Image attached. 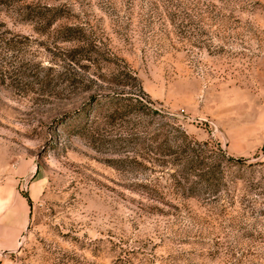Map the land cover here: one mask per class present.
<instances>
[{"label": "rangeland", "instance_id": "1", "mask_svg": "<svg viewBox=\"0 0 264 264\" xmlns=\"http://www.w3.org/2000/svg\"><path fill=\"white\" fill-rule=\"evenodd\" d=\"M5 203L0 264H264V0H0Z\"/></svg>", "mask_w": 264, "mask_h": 264}, {"label": "crops", "instance_id": "2", "mask_svg": "<svg viewBox=\"0 0 264 264\" xmlns=\"http://www.w3.org/2000/svg\"><path fill=\"white\" fill-rule=\"evenodd\" d=\"M5 205L8 204L5 203ZM9 206L3 208V205V210H0L2 219L0 220V253H10L18 248L20 244V230L26 228V214L12 210ZM17 220L20 222L18 223Z\"/></svg>", "mask_w": 264, "mask_h": 264}, {"label": "trees", "instance_id": "3", "mask_svg": "<svg viewBox=\"0 0 264 264\" xmlns=\"http://www.w3.org/2000/svg\"><path fill=\"white\" fill-rule=\"evenodd\" d=\"M134 99H135V102H137L138 105H140V106L146 104L141 97L135 96ZM195 145H200V144H195ZM207 145L208 144L206 143L204 146H207ZM185 152H191V153L194 154V156H196L198 158L199 151L196 150L195 148H190L189 147ZM226 160H227V165H226L227 168H229L231 164L235 163V161L233 159L227 158ZM239 163H241V161Z\"/></svg>", "mask_w": 264, "mask_h": 264}]
</instances>
